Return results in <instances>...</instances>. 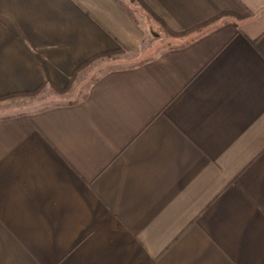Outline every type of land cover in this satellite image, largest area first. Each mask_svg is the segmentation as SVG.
Returning <instances> with one entry per match:
<instances>
[{
    "label": "crops",
    "instance_id": "obj_1",
    "mask_svg": "<svg viewBox=\"0 0 264 264\" xmlns=\"http://www.w3.org/2000/svg\"><path fill=\"white\" fill-rule=\"evenodd\" d=\"M143 1L177 33L229 13L162 45L131 0H0V96L120 51L0 117V264H264V0Z\"/></svg>",
    "mask_w": 264,
    "mask_h": 264
},
{
    "label": "rangeland",
    "instance_id": "obj_2",
    "mask_svg": "<svg viewBox=\"0 0 264 264\" xmlns=\"http://www.w3.org/2000/svg\"><path fill=\"white\" fill-rule=\"evenodd\" d=\"M146 25L150 27L148 20ZM165 39L164 36H159L157 33H153L150 30L148 31L146 42H159L163 45L167 41ZM122 57L124 58L119 61L124 64L132 61L129 55ZM112 59V57L110 59H99L91 63L86 69L79 73L77 81L73 82L70 90L65 93L57 92L52 84H46L36 94L9 97L0 96V117L29 112L49 105L80 99L99 75L117 63V60L111 61Z\"/></svg>",
    "mask_w": 264,
    "mask_h": 264
},
{
    "label": "trees",
    "instance_id": "obj_3",
    "mask_svg": "<svg viewBox=\"0 0 264 264\" xmlns=\"http://www.w3.org/2000/svg\"><path fill=\"white\" fill-rule=\"evenodd\" d=\"M131 1H132V3L135 6L139 7L140 9H142V11L145 14L148 15V17L150 18L151 24H153V26L155 24H157L158 28H157V30H155V28H154V31H153L154 33L155 32H158V34L165 33L166 35L169 34L171 36L188 35V34H191V33L195 32V31H199V30L207 27L208 24H211V23L219 20L223 15H226V14L229 13V12H222V13L210 18L209 20H207V21H205L203 23L197 24L196 26H194V27L182 32V33H177V32L172 31L166 25V22L162 18H160L143 0H131ZM127 6H126L127 10L133 15L132 7L130 8L129 5H127ZM133 17L135 18V16H133ZM118 52H120V51L106 52L104 54L96 56L95 58L90 59L89 61H87L85 64H83L82 66H80L76 70V72L70 77V81L65 87L61 88V87L57 86L54 83H52V86H54L56 91L60 92V93H65V92L69 91L71 86H72V83L74 82V79L78 75L79 71L85 69L94 60L102 59L105 56H110V55L116 54ZM43 86H44V84L41 85L40 87H38L37 89L32 90V91L15 92V93H11V94L5 95L3 97H7V96L9 97V96H15V95H23L24 96V95L36 94V93H38L41 90V88Z\"/></svg>",
    "mask_w": 264,
    "mask_h": 264
}]
</instances>
